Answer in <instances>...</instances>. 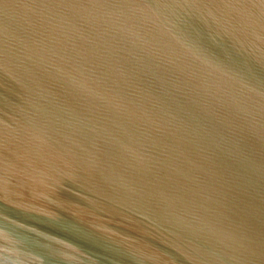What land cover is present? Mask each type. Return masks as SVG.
Wrapping results in <instances>:
<instances>
[{
  "label": "water",
  "instance_id": "95a60500",
  "mask_svg": "<svg viewBox=\"0 0 264 264\" xmlns=\"http://www.w3.org/2000/svg\"><path fill=\"white\" fill-rule=\"evenodd\" d=\"M0 264H264V0H0Z\"/></svg>",
  "mask_w": 264,
  "mask_h": 264
}]
</instances>
